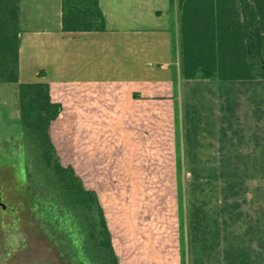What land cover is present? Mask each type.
<instances>
[{
	"label": "rangeland",
	"instance_id": "374dc122",
	"mask_svg": "<svg viewBox=\"0 0 264 264\" xmlns=\"http://www.w3.org/2000/svg\"><path fill=\"white\" fill-rule=\"evenodd\" d=\"M106 1L110 26L144 15L118 7L129 0ZM28 8L22 30L41 23L37 7ZM98 111L77 127L54 124L53 135L63 162L97 180L114 240L118 232H163L185 264H246V256L260 264L245 231L264 220V81L178 78L170 100L126 110L130 121L109 112L102 122ZM7 123L17 136L15 84H0L1 133ZM24 184L18 169L0 168V264H59L30 224ZM5 206L14 219L4 221Z\"/></svg>",
	"mask_w": 264,
	"mask_h": 264
},
{
	"label": "trees",
	"instance_id": "16d2710c",
	"mask_svg": "<svg viewBox=\"0 0 264 264\" xmlns=\"http://www.w3.org/2000/svg\"><path fill=\"white\" fill-rule=\"evenodd\" d=\"M19 3L0 0V84L16 85L22 153L12 167L25 181L24 210L59 264H119L97 193L62 164L52 142L62 106L52 102L47 83L19 81ZM176 6L183 80H195L202 67L223 82L264 81V0H176ZM61 29L104 31L99 1L61 0Z\"/></svg>",
	"mask_w": 264,
	"mask_h": 264
},
{
	"label": "crops",
	"instance_id": "0c3cea01",
	"mask_svg": "<svg viewBox=\"0 0 264 264\" xmlns=\"http://www.w3.org/2000/svg\"><path fill=\"white\" fill-rule=\"evenodd\" d=\"M40 1L19 3V81L47 83L52 102L62 106L51 124L52 142L62 164L72 166L85 188L97 193L107 220V198L100 194L97 180L90 179L85 170L78 172L77 167L63 162L53 125L68 122L69 127H77L91 121L96 110L101 112L102 122L107 121L109 112L130 121L133 114L125 118L126 110L140 105L155 107L171 99L174 82L182 79L176 0L119 3L118 7L144 11V15L128 17L129 21L118 16L119 27L110 26L108 21L105 7L110 2L98 0L105 30L97 32H63L61 0ZM23 4L26 13L31 6L40 12L37 19L41 23L36 27L22 30ZM260 219L253 220L245 238L250 239L251 251L260 256L257 262L264 264V220ZM111 239L119 264H185L180 250L166 241L169 237L163 232H118L116 240L112 234Z\"/></svg>",
	"mask_w": 264,
	"mask_h": 264
},
{
	"label": "flooded vegetation",
	"instance_id": "af4514ba",
	"mask_svg": "<svg viewBox=\"0 0 264 264\" xmlns=\"http://www.w3.org/2000/svg\"><path fill=\"white\" fill-rule=\"evenodd\" d=\"M7 123V131L4 133L0 132V168L4 169L5 173H11L13 157L18 156L22 153V148L19 143L18 135L11 133L9 130L10 126ZM11 129V128H10ZM9 132V133H8ZM5 217L4 221H8L9 215L5 206ZM8 215V216H7ZM0 213V225H2V218ZM8 219V220H7Z\"/></svg>",
	"mask_w": 264,
	"mask_h": 264
},
{
	"label": "water",
	"instance_id": "95a60500",
	"mask_svg": "<svg viewBox=\"0 0 264 264\" xmlns=\"http://www.w3.org/2000/svg\"><path fill=\"white\" fill-rule=\"evenodd\" d=\"M212 77V73L202 67L198 68L196 73L197 80H207Z\"/></svg>",
	"mask_w": 264,
	"mask_h": 264
}]
</instances>
